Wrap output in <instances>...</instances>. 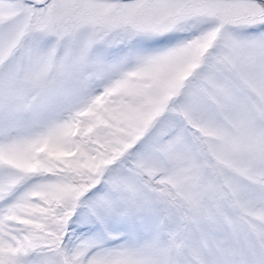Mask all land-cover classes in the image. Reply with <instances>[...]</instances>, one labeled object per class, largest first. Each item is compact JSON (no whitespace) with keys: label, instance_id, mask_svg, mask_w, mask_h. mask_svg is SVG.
<instances>
[{"label":"snow or ice","instance_id":"snow-or-ice-1","mask_svg":"<svg viewBox=\"0 0 264 264\" xmlns=\"http://www.w3.org/2000/svg\"><path fill=\"white\" fill-rule=\"evenodd\" d=\"M0 264H264V0H0Z\"/></svg>","mask_w":264,"mask_h":264}]
</instances>
